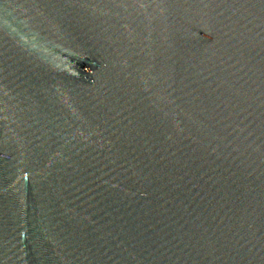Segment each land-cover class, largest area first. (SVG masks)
<instances>
[{"label": "water", "instance_id": "obj_1", "mask_svg": "<svg viewBox=\"0 0 264 264\" xmlns=\"http://www.w3.org/2000/svg\"><path fill=\"white\" fill-rule=\"evenodd\" d=\"M0 264H264V0H0Z\"/></svg>", "mask_w": 264, "mask_h": 264}]
</instances>
